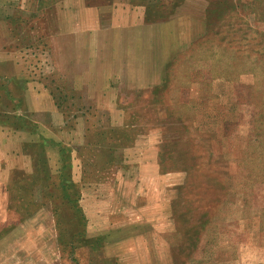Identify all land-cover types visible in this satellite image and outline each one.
Here are the masks:
<instances>
[{"label":"rangeland","instance_id":"1","mask_svg":"<svg viewBox=\"0 0 264 264\" xmlns=\"http://www.w3.org/2000/svg\"><path fill=\"white\" fill-rule=\"evenodd\" d=\"M0 264H264V0H0Z\"/></svg>","mask_w":264,"mask_h":264}]
</instances>
